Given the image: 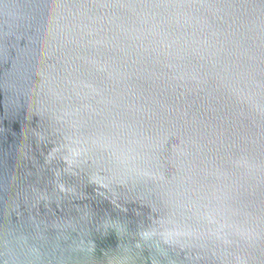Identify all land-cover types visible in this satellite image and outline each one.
Instances as JSON below:
<instances>
[{"label":"water","instance_id":"95a60500","mask_svg":"<svg viewBox=\"0 0 264 264\" xmlns=\"http://www.w3.org/2000/svg\"><path fill=\"white\" fill-rule=\"evenodd\" d=\"M0 264H264V0H0Z\"/></svg>","mask_w":264,"mask_h":264}]
</instances>
